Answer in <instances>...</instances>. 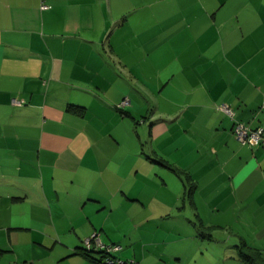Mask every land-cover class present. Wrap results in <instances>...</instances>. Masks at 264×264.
<instances>
[{"label":"crops","instance_id":"crops-1","mask_svg":"<svg viewBox=\"0 0 264 264\" xmlns=\"http://www.w3.org/2000/svg\"><path fill=\"white\" fill-rule=\"evenodd\" d=\"M221 102L264 125V0H0V264H103L92 231L135 264L264 255V144ZM175 175L188 229L252 236L172 238Z\"/></svg>","mask_w":264,"mask_h":264},{"label":"rangeland","instance_id":"rangeland-1","mask_svg":"<svg viewBox=\"0 0 264 264\" xmlns=\"http://www.w3.org/2000/svg\"><path fill=\"white\" fill-rule=\"evenodd\" d=\"M184 182L187 185V193H188V181L185 180ZM155 184H157V182H155ZM183 184L184 183H182L181 179L175 175V179L174 177H172L171 179L170 178L167 179L166 183L164 184V188L162 189L163 191H167V193L162 196L161 203L163 204H167L171 206L172 204H174L176 206H179L182 205L183 201L186 200V207L185 209H183V211L175 210V206H173L174 210L169 209L166 211V209H162V211L166 213L165 215L166 217H169L171 221L176 220L178 223L177 225L181 227V229L176 230L177 232H174L175 235H171L172 238H177V239L187 238L186 240L188 241V236H192L195 238L196 233L202 235L203 238H207L208 237L207 233H209L212 239L226 238L229 235V233H232L234 237L236 236L238 239L241 238L242 240H246L252 236V232L244 229L242 224L239 226V231H237L236 229L229 230L225 234L216 231L212 232L208 230L196 231V229L194 228L188 229V216L191 217L192 215L188 213V197L185 195L184 192L185 188L183 187ZM142 234L144 236L146 235L145 232H142ZM176 243L183 244L185 243V241L179 240Z\"/></svg>","mask_w":264,"mask_h":264},{"label":"trees","instance_id":"trees-1","mask_svg":"<svg viewBox=\"0 0 264 264\" xmlns=\"http://www.w3.org/2000/svg\"><path fill=\"white\" fill-rule=\"evenodd\" d=\"M124 100L126 101V104L125 103H122ZM22 102H23V100H21V104H22ZM129 104H130V99L127 96V97H123V100L122 101H120L119 103L115 104V107H116V109H119L120 110V109L124 108L125 106H127ZM222 104H226V103H222V102L221 103H218L216 105L217 109H218V106H221ZM17 105H20V104H17ZM219 110L221 112H224V110H222V109H219ZM224 113L227 114V115H229L226 112H224ZM231 118L233 120V125H232V129H231V132H232V135L233 136H235V125L237 123H243L246 126H248L249 128H256V127L260 126V125L251 126V125H249L247 122H245L243 120L235 119V116L234 115H232ZM96 232L97 231H92L86 238L83 239V246L81 248V251H82V253L86 254L87 256H89L92 252H96L97 254H99L100 261L103 264H107L106 263V257H107V255H108L109 252H106L105 246L107 247V245H115V244H118V245L121 246V249H122V244H120L118 242H104V241H102V239L100 238V236H98V238H100L99 240L103 244V247L98 246L94 242V240H91L89 244H86V239L87 238H91V235H93V233H96ZM118 252H119V250L110 253V255H111L110 258H112V259L115 258L112 264H120V263H118L116 261L118 259H121L123 261L121 264H135L136 263V261L134 259H129V258L128 259H123V258H120L117 255ZM239 256H240V258L246 264H264V255H262L261 252L258 249L254 248V247H251V246L246 247V248L245 247H241V249L239 250Z\"/></svg>","mask_w":264,"mask_h":264},{"label":"built area","instance_id":"built-area-1","mask_svg":"<svg viewBox=\"0 0 264 264\" xmlns=\"http://www.w3.org/2000/svg\"><path fill=\"white\" fill-rule=\"evenodd\" d=\"M48 5L42 3V8H46ZM14 104H21V100L18 99H12ZM122 103L126 104V101L124 100ZM218 109L224 110V112L228 113L230 116L233 115L232 109L227 104H222L221 106H218ZM235 137L242 145H248V146H255L264 144V125H260L256 128H249L243 123H237L235 125ZM91 240H94V242L98 245L103 247V244L98 238V235L96 233H93L91 235V238L86 239V244H89ZM106 252H109L106 257V263L112 264L114 259L110 258V253L120 250L121 246L118 244L115 245H107ZM118 263H122L123 261L121 259L116 260ZM24 264V263H22Z\"/></svg>","mask_w":264,"mask_h":264}]
</instances>
